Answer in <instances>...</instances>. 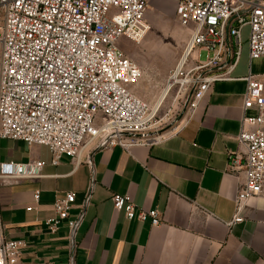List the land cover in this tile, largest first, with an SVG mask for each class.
Masks as SVG:
<instances>
[{
  "label": "built area",
  "instance_id": "2783aa9c",
  "mask_svg": "<svg viewBox=\"0 0 264 264\" xmlns=\"http://www.w3.org/2000/svg\"><path fill=\"white\" fill-rule=\"evenodd\" d=\"M182 27H191L185 61L194 64L172 74L170 87L183 95L191 117L217 81L242 80L241 150L227 154L228 168L241 169L244 181L236 199V216L254 198H264V73L233 77L241 56L242 28H248L249 61L264 57V0H172ZM151 0H0V139L42 145L51 163L68 155L75 165L96 148L149 146L162 140L153 126L151 107L128 86L142 77L139 65L119 45L139 43L149 25ZM200 51H205L200 60ZM185 63V62H184ZM181 70V68H180ZM169 87V88H170ZM247 110H255L246 116ZM247 124L249 127H243ZM44 163H0V180L41 177ZM35 201L39 192L33 194ZM72 192L55 198L51 231L65 221L75 226L69 210ZM112 206L128 220L159 225L158 210H143L126 194L113 193ZM28 207L27 210H30ZM0 223V264H20L22 242L6 240Z\"/></svg>",
  "mask_w": 264,
  "mask_h": 264
},
{
  "label": "crops",
  "instance_id": "0c3cea01",
  "mask_svg": "<svg viewBox=\"0 0 264 264\" xmlns=\"http://www.w3.org/2000/svg\"><path fill=\"white\" fill-rule=\"evenodd\" d=\"M241 33L231 76L249 70L263 79L264 57L249 61L248 28ZM244 89L242 80L214 82L194 114L160 142L92 149L78 165L68 155L53 165L46 146L0 139V163H44L39 178L0 180V223L6 240L22 242L20 264H264V198L248 200L241 221L228 224L244 181L227 159L241 150L236 136ZM66 192L75 195L68 215L75 226L63 221L51 231L46 221L55 217L53 201ZM113 193L158 210L161 223L126 219L113 208Z\"/></svg>",
  "mask_w": 264,
  "mask_h": 264
},
{
  "label": "rangeland",
  "instance_id": "374dc122",
  "mask_svg": "<svg viewBox=\"0 0 264 264\" xmlns=\"http://www.w3.org/2000/svg\"><path fill=\"white\" fill-rule=\"evenodd\" d=\"M145 21L149 30L139 43L121 39L119 45L144 72L139 82L128 86V89L143 99L153 111L157 99L168 85L167 81L174 74L184 53L191 27H182L179 24L171 0H152L147 8ZM195 54L194 51L187 58L179 72H184L194 64ZM205 56L206 52L200 51V60H204ZM176 93L177 88L170 87L161 105L155 110L153 127L158 135L173 131L187 116L183 95L177 96Z\"/></svg>",
  "mask_w": 264,
  "mask_h": 264
},
{
  "label": "bare ground",
  "instance_id": "6f19581e",
  "mask_svg": "<svg viewBox=\"0 0 264 264\" xmlns=\"http://www.w3.org/2000/svg\"><path fill=\"white\" fill-rule=\"evenodd\" d=\"M184 62H185V53L182 54V56H181V58H180V60H179V62H178V64H177V67H176L175 73H177V72L180 70V68L182 67V65L184 64ZM169 87H170V85H167V86L165 87V89L163 90V93L159 96V98H158V100H157V103L154 105V108H153L152 114L155 113V110L157 109V107L160 106L161 102L163 101V99H164L165 96H166V93H167Z\"/></svg>",
  "mask_w": 264,
  "mask_h": 264
}]
</instances>
